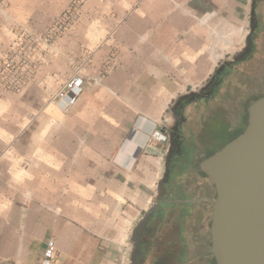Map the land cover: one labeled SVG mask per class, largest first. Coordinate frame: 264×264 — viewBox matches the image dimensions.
<instances>
[{"label": "crops", "instance_id": "obj_1", "mask_svg": "<svg viewBox=\"0 0 264 264\" xmlns=\"http://www.w3.org/2000/svg\"><path fill=\"white\" fill-rule=\"evenodd\" d=\"M71 1L0 0V51L12 31L44 29ZM250 3L85 0L41 51L37 81L0 88V264H42L50 238L51 264H128L130 234L164 167L153 132L220 63L213 31L231 53L241 45ZM87 56L76 103L66 112L45 103L41 82L56 89Z\"/></svg>", "mask_w": 264, "mask_h": 264}, {"label": "flooded vegetation", "instance_id": "obj_2", "mask_svg": "<svg viewBox=\"0 0 264 264\" xmlns=\"http://www.w3.org/2000/svg\"><path fill=\"white\" fill-rule=\"evenodd\" d=\"M250 13L252 30L244 45L247 51L241 58L216 67L207 80L186 90L188 96L181 100L177 97L169 107L168 114H174L175 119H170L162 128L165 153L161 179L165 180L147 218L143 220V215L135 227L129 250L133 260L129 257L128 264H216L210 252L211 204L207 200L195 203L189 200L204 196L214 200L215 187L201 170L200 163L236 131L244 130L252 102L247 104L246 99L264 94L250 91L242 94L245 98L241 102L224 104L225 100H231L233 79L242 71L264 70V0H251ZM254 74L253 71L254 84L256 79H263L262 73ZM238 87L233 85L235 93ZM193 222L198 224L194 229ZM193 243L198 248L194 252Z\"/></svg>", "mask_w": 264, "mask_h": 264}, {"label": "water", "instance_id": "obj_3", "mask_svg": "<svg viewBox=\"0 0 264 264\" xmlns=\"http://www.w3.org/2000/svg\"><path fill=\"white\" fill-rule=\"evenodd\" d=\"M252 13L243 45L223 59L218 68L239 60L247 51L244 45L252 30ZM187 96L184 93L178 100ZM171 119H175L174 114ZM200 166L216 195L214 200L204 196L189 202L207 200L211 204L210 252L215 263L264 264V94L249 104L244 130L204 158ZM164 180L158 182L151 205L160 197ZM135 227L129 237L131 244Z\"/></svg>", "mask_w": 264, "mask_h": 264}, {"label": "built area", "instance_id": "obj_4", "mask_svg": "<svg viewBox=\"0 0 264 264\" xmlns=\"http://www.w3.org/2000/svg\"><path fill=\"white\" fill-rule=\"evenodd\" d=\"M84 1L72 0L54 18L53 24L49 27L38 31H30L24 28L15 31L14 39L10 41L7 49L0 54V88L19 92L28 83L37 81L35 67L39 61L41 51L52 48L57 33L66 31ZM220 40H222L223 45L219 48L217 43ZM210 41L209 50L216 57L218 63L230 55V45L224 33L213 31ZM88 60L89 57L87 56L71 65V71L68 76L54 90L50 89L44 82H41L44 102L53 104L62 112H66L71 108L83 91L85 78L82 71ZM153 136L158 140H165V135L158 130L153 132ZM55 247V240L53 238L48 239L43 250L42 264L52 263Z\"/></svg>", "mask_w": 264, "mask_h": 264}, {"label": "rangeland", "instance_id": "obj_5", "mask_svg": "<svg viewBox=\"0 0 264 264\" xmlns=\"http://www.w3.org/2000/svg\"><path fill=\"white\" fill-rule=\"evenodd\" d=\"M53 21H54V19L46 27L51 26V24H53ZM63 32H65V31H63ZM62 34L63 33H60V32L57 33L56 39L53 41V44H55V42L58 40L59 37L62 36ZM14 37H15V31H12V34H11L10 39H9L8 42L10 43V41H12L14 39ZM6 49H7V47L5 49L1 50L0 51V54H2ZM253 71L255 73L254 75H259L260 73H262V77H263V79L260 80V81L256 79L255 80L256 81L255 84L253 83L254 80L252 78L253 77L252 76V72ZM249 74H251L250 75V80L247 81V77H248ZM255 78H256V76H255ZM238 81L241 82L243 85H241L240 83H238ZM234 84L239 85V87L236 90L237 93H235L234 90H233L234 89L233 88V85ZM233 85H232V88H231L232 93L230 94L231 100H225L224 104H226V105H231L232 103H239V102H241L245 98V97H242V94L243 93H247V92H250V91H255L256 94H263L264 93V70L261 71V72H259V73H257V71H255L254 69H252V70L245 69L244 71H242V73L238 77H236V78L233 79ZM246 101H247V104L250 103L251 102V98L246 99ZM199 179L200 178H198L197 181H199ZM197 225H198L197 223L193 222L192 223V228L193 229L196 228ZM194 245L195 244L193 243V252L198 250V248L196 249Z\"/></svg>", "mask_w": 264, "mask_h": 264}, {"label": "trees", "instance_id": "obj_6", "mask_svg": "<svg viewBox=\"0 0 264 264\" xmlns=\"http://www.w3.org/2000/svg\"><path fill=\"white\" fill-rule=\"evenodd\" d=\"M258 97H259V96L254 97V98H251V101H254V100H255L256 98H258ZM242 131H243V130H242ZM242 131H241V130L236 131V132L232 135L231 139L234 138L235 136H237V135H238L239 133H241ZM231 139H229V140H231ZM229 140H228V141H229ZM228 141H227V142H228ZM227 142H226V143H227Z\"/></svg>", "mask_w": 264, "mask_h": 264}]
</instances>
